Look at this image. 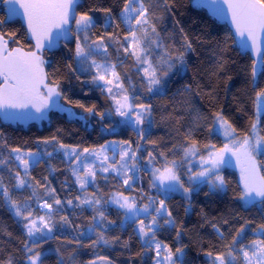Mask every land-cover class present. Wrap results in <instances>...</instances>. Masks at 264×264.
Returning a JSON list of instances; mask_svg holds the SVG:
<instances>
[{
  "label": "snow or ice",
  "instance_id": "6c2138e0",
  "mask_svg": "<svg viewBox=\"0 0 264 264\" xmlns=\"http://www.w3.org/2000/svg\"><path fill=\"white\" fill-rule=\"evenodd\" d=\"M0 4L5 13L0 17V113L5 119L33 112L43 116L55 108L60 113L67 112L70 119L87 124L88 117L65 107L70 104L98 117L105 136H117L124 129L136 136L135 142L107 139L98 145L81 146L64 143L53 134L38 140L36 151H32L10 146L0 132V155L7 151L15 169L5 159H0V166H8L13 189L30 193L22 200L14 198L0 175V196L19 218L23 231L22 264H44L38 249L50 240L64 237L62 230L76 233L65 237L68 244L79 245L84 238L98 246L119 241L128 248L131 235L128 240H120L119 235L110 237L108 233L129 228L147 258L144 264H187L182 225L173 214L171 201L179 195L187 204L188 213L194 196L200 193L206 197L225 196L229 191L225 171L230 166L239 167L234 198L241 207L264 209V88L256 91L255 111L247 132L238 130L224 110L218 109L208 115L193 113L185 130L177 129L181 137L178 142L162 145L152 139L160 101L171 99V110L175 112L178 104L185 103L179 98L192 92L185 78L189 71L186 57L194 51L193 45L178 19L173 21V30L178 29L181 34V45H176L166 28H160L165 15L176 16L178 0H122L118 11L112 7L82 10L81 0H0ZM196 4L230 24L225 45L236 41L241 50L254 54L247 71L257 87L258 81L264 80V0H196ZM97 10L104 13L102 31L97 30L93 15ZM18 16L26 22L23 39L27 45L17 38L16 32L7 30ZM58 49L71 54L66 67L81 85L94 86L106 95L110 101L106 110H99L95 103L72 100L55 76L49 79L46 66L53 61L46 55L55 57ZM110 49L117 53L116 62ZM121 54L132 59L140 77L137 84L131 83L127 73L122 76ZM81 76L88 79L81 80ZM173 84L180 86L169 98V86ZM81 91L88 95L84 87ZM197 130L203 142L197 138ZM213 138L221 143L213 142ZM144 143L153 147L144 148ZM57 159L67 163L74 177L72 184L78 185L74 197L66 194L62 198L47 177L42 183L31 175L33 169L44 164L49 165V175H53L57 169L52 161ZM98 173L104 179L109 178L104 174H112L128 194L117 190L105 200L96 184ZM145 174L149 177L147 191L143 185ZM90 186L96 191L90 192ZM61 187L70 193L67 180ZM30 201L35 202V208ZM105 204L117 208L122 216L119 223L109 219ZM85 207L92 212L87 225L74 224L69 215L63 214L69 208ZM254 223L237 214L213 222L221 243L215 251H205L208 264H264V216L255 228H249ZM165 230H174L175 246L158 238ZM99 259L110 264L106 257ZM0 264L17 262L9 255Z\"/></svg>",
  "mask_w": 264,
  "mask_h": 264
},
{
  "label": "trees",
  "instance_id": "16d2710c",
  "mask_svg": "<svg viewBox=\"0 0 264 264\" xmlns=\"http://www.w3.org/2000/svg\"><path fill=\"white\" fill-rule=\"evenodd\" d=\"M81 2L82 10H87L88 7L96 9L112 7L118 11L122 5V0H81ZM175 11L176 16L174 18L165 15L160 28L162 30L166 28L167 33L179 46L183 43L182 36L178 29L173 30V21L178 19L187 34V39L191 41L194 51L188 53L186 57L189 63V71L185 83L191 85L192 92L191 95L179 98L184 100L185 103L178 104L175 112L171 110V99L160 101L162 106L155 113L156 124L153 127L152 139L157 140L162 145H171L178 142L181 137L177 135V129L184 131L185 126L191 123L193 113L199 111L204 115H208L218 109L224 110L238 130L247 132L255 111L256 91L264 88V80L258 81V86L254 87L250 73L247 71L252 60L250 53L241 50L236 41H228L225 45L224 39L228 34L227 30L230 28L228 24L220 22L209 15L205 9L198 7L194 0H178ZM4 15L3 5L0 4V17ZM93 15L97 19V30L102 31L104 13L97 10ZM7 30L16 32L17 38L27 45V40L23 39L26 26L20 19L12 20L7 25ZM109 51L112 52L113 62H116L117 53L112 49ZM46 59L53 61V63L46 66V70L50 74L49 79L55 76L72 100H80L85 104L95 103L99 110L108 108L110 101L105 94L95 89L94 86L85 87L81 85L66 67V64L71 62V54L67 50L58 49L55 57L48 54ZM120 59L123 61V66L120 68L122 76L127 73L131 77V83L137 84L140 77L136 75L132 59L125 58L122 54ZM73 67H75L74 62ZM86 79H88L87 76H81V80ZM125 86H128L127 80ZM179 86L177 84L169 86V98ZM82 87H84V91L88 92V95L81 91ZM65 106L82 116L88 117L90 125L85 124L83 120L70 119L67 112L60 113L57 110H52L49 114V122L44 123L42 126L36 123L27 126L14 125L0 119V132L7 137V143L10 146H19L32 151H36L38 140L51 137L53 134L59 136L64 143L79 144L81 146L98 145L107 139H130L134 142L136 140L135 134L127 129L121 130L117 136H105L101 133V122H99L98 117H91L88 113H84L81 109L74 108L70 104ZM181 116H183V119H180ZM196 136L203 142L199 130H197ZM213 142L218 145L221 143L216 138H213ZM143 147L151 149L153 146L144 143ZM0 159L8 160V165L11 164L7 151L0 155ZM52 164L57 169L53 175H49L48 164L33 169L31 175L42 183L44 178L47 177L63 197V193H67L62 189V183L67 180L71 188L75 189V185L72 184L74 178L70 175L66 162L61 163L57 159L53 160ZM0 171L3 176H7L9 188L13 194L27 195V191L21 192L13 189L11 185L14 181L10 179V174L8 176L5 170L1 169ZM225 175L229 181V191L223 197H206L203 193H200L194 196L192 209L188 213H185L187 204L179 195H176L171 201L170 207L173 209V214L177 217L178 223L182 225V243L185 245L187 264H208V259L204 255L205 251L209 249L215 251V246L220 245L221 242L212 228L213 222L237 214L259 223L261 217L264 216V209L255 207L246 210L234 198L240 176L237 171L227 168ZM107 176L108 179L102 178L101 175L97 176V180L100 182L99 188L103 189L106 198L110 193L117 190L128 194L127 190L120 186L119 180L110 173ZM148 179L149 177L145 174L143 176L145 191L148 190ZM89 191H96V188L90 186ZM73 192L75 193L76 189L70 191V193ZM63 214L67 215V212L65 211ZM106 214L109 219L115 220L117 223L122 219L117 208L106 210ZM91 216V211H82L76 213L72 220L74 224L87 225ZM256 223L249 225V228H255ZM222 228L226 229L227 225H223ZM67 232L61 239L50 240L39 249L40 252L59 249L57 254L48 253L43 256L44 264H60L61 260L64 261V264H86L87 262L97 261L102 256L113 264H144L147 259L143 254L139 240L131 232V228L125 232H120L117 229L108 233L110 237L119 235L120 240H128L131 235L132 240L128 248L122 247L119 241H115L110 246H98L92 244L91 240L84 238H81L82 243L79 245L72 243L69 247L63 248L61 242L67 243L65 237L70 238L76 235L71 229ZM158 238L175 246L174 230L162 231ZM23 239L21 223L14 217L4 199L0 196V261H4L9 255H12L15 257L17 264H22L23 253L20 249Z\"/></svg>",
  "mask_w": 264,
  "mask_h": 264
},
{
  "label": "rangeland",
  "instance_id": "374dc122",
  "mask_svg": "<svg viewBox=\"0 0 264 264\" xmlns=\"http://www.w3.org/2000/svg\"><path fill=\"white\" fill-rule=\"evenodd\" d=\"M15 19H20L24 24H25V26H26V22L24 21V19L22 18V17H20V16H18V17H16ZM66 108H69V107H67V106H65ZM71 109V108H70ZM52 110H56L55 108H52V109H50L49 111H47L43 116H41L40 114H38V113H35V112H33L32 114H30V115H28V116H17V117H15V118H9V119H5V117H4V115H3V113H0V119L2 120V121H4V122H8V123H12V124H14V125H21V126H27V125H29V124H31V123H36V124H38L39 126H42L44 123H48L49 122V114H50V112L52 111ZM73 111V110H72ZM87 125H90L89 123H87ZM133 147H135V145L133 146ZM10 163L11 164H9L8 166H10V167H12L13 169H15V164L10 160ZM8 166L6 167V166H0V170L2 169V170H5V173H6V175H8L9 176V171H8ZM6 167V168H5ZM229 168H231V169H234L235 171H237V173L240 175V171H239V167H236V166H230ZM21 174H23V173H21ZM109 174V173H108ZM108 174H104V175H108ZM0 175H2V173H1V171H0ZM98 175H100L99 173H98ZM97 175V176H98ZM3 176V175H2ZM4 177V180H5V183H7L8 185H9V180H8V178H7V176H3ZM74 178V177H73ZM96 184L98 185V186H100V182L98 181V180H96ZM94 187V186H93ZM75 189H76V192L74 193H67V194H70L71 196H75L76 194H77V192H78V185H75ZM75 189H73V188H71V191H75ZM100 189V193L101 194H103V196H104V198H105V200H107V198H106V196L104 195V192H103V189H101V188H99ZM11 191V190H10ZM21 192H24V190H20ZM138 191H139V188H137V193H138ZM30 193L27 191V195H29ZM26 194H18V193H16V194H13V196H14V198H16V199H18V200H22L23 199V197L24 196H27ZM63 195H66V194H64L63 193ZM64 197V196H63ZM62 197V198H63ZM5 201V200H4ZM30 203H32V206H33V208H35L36 207V205H35V202L34 201H30ZM5 204L7 205V203H6V201H5ZM8 206V205H7ZM104 207H105V209L106 210H110V208H116L114 205L113 206H110V205H108V204H105L104 205ZM9 208V207H8ZM10 209V208H9ZM82 211H91L90 209H88L87 207H85V208H76V209H71V208H69V209H67L66 210V212H67V215H69V218L70 219H72V218H74V216H76V213H78V212H82ZM11 212L13 213V211L11 210ZM13 215H14V213H13ZM14 217H15V215H14ZM18 221H19V218L18 217H15ZM70 229H66V230H62V231H64V234L65 233H68L67 231H69ZM61 245H62V247L63 248H67V247H69L70 246V244H68V243H66V242H61ZM38 251H39V249H38ZM57 249H52V250H49V251H45V252H41L42 253V257L43 256H45L46 254H48V253H55V254H57ZM107 261H109L110 262V264H113L110 260H107ZM96 264H106V261H104V260H97L96 261Z\"/></svg>",
  "mask_w": 264,
  "mask_h": 264
},
{
  "label": "water",
  "instance_id": "95a60500",
  "mask_svg": "<svg viewBox=\"0 0 264 264\" xmlns=\"http://www.w3.org/2000/svg\"><path fill=\"white\" fill-rule=\"evenodd\" d=\"M195 1V3H196V0H194ZM202 8V7H201ZM203 9H205L207 12H208V14L209 15H211L212 17H214L215 19H217L215 16H213L212 14H211V12L207 9V8H203ZM218 21H220V22H223V23H227L228 24V26L230 27V24L227 22V21H221V20H219V19H217ZM238 43V42H237ZM238 45H239V43H238ZM239 47H240V45H239ZM241 49V48H240ZM244 52H247V53H250V55H251V57L253 58V53L250 51V50H247V51H244Z\"/></svg>",
  "mask_w": 264,
  "mask_h": 264
},
{
  "label": "crops",
  "instance_id": "0c3cea01",
  "mask_svg": "<svg viewBox=\"0 0 264 264\" xmlns=\"http://www.w3.org/2000/svg\"><path fill=\"white\" fill-rule=\"evenodd\" d=\"M92 262H95V264H96V261L87 262L86 264H92Z\"/></svg>",
  "mask_w": 264,
  "mask_h": 264
}]
</instances>
